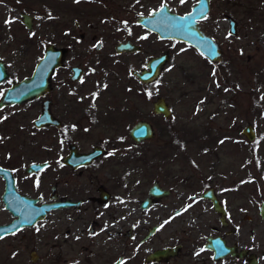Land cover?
<instances>
[{"label": "rangeland", "instance_id": "obj_1", "mask_svg": "<svg viewBox=\"0 0 264 264\" xmlns=\"http://www.w3.org/2000/svg\"><path fill=\"white\" fill-rule=\"evenodd\" d=\"M218 3L213 11L221 10L223 15L217 28L212 30L213 27L205 26L208 32H213L221 48V56L214 63L177 44L171 48L170 58L162 64L158 75L148 84L130 80L128 70H85L87 74L80 82L67 79L68 67L55 72L51 88L45 94L52 99V113L66 126L65 131L88 132L69 139L75 140L82 150L98 142L108 143L107 153L97 160L100 166L94 173L102 177L100 182L107 189L113 194L125 195L126 200L116 212L112 210V203L85 200L75 211L79 217L77 222L71 225L70 215L75 212L70 208L50 211L25 231L28 240L0 238V264H112L120 254L123 256L120 264H152L141 262L148 249L176 242L189 243L196 238L194 232L187 231L185 213L172 215V209L182 204L173 201L177 192L198 193L208 185L214 186L231 211V224L237 226L228 239L246 244L251 236L257 255L264 253V220L257 210L259 202H264V0H221ZM34 9H40L37 0L29 6L30 12ZM18 13V9L7 12L0 7V58L8 69L0 88L30 74L45 42L41 23H34L28 30L20 23ZM225 13L236 19L235 34L229 35L227 31ZM62 16L63 23L76 18L69 11H63ZM77 18L82 19V28H86L87 21ZM68 25L64 24L63 29ZM116 29L115 26L90 28L100 37ZM132 31L140 35L139 39L146 46L142 55L150 53L147 40L151 36L141 34L135 27ZM113 40L106 38L102 47L94 50V42L74 45L63 38L62 44L72 47L64 60L84 67L94 60L102 64L97 58L109 53ZM158 48L163 46L159 44ZM128 58L126 56V60ZM112 63L110 58L108 66L114 67ZM95 82L106 84L100 88ZM77 94L80 101L75 98ZM157 96L168 103V117L152 112L151 102ZM8 109L9 117L0 118V163L12 168L19 192L48 199L50 186L56 184L57 177L60 174L67 177L69 173L58 166V157L67 147H59L56 127L32 126L31 119L40 110L39 98L25 100ZM139 116L153 124L155 136L135 144L123 133ZM73 122L77 123L76 128ZM246 123L255 130L251 140L240 133ZM71 124L73 127H68ZM41 160H47L48 166L36 172H24L28 162ZM86 169L72 178L69 175L57 191L72 198L96 195L97 181L89 184L90 171ZM120 175L119 186L112 188L114 179L111 181V178ZM153 180L173 188V197L160 203L163 206L166 200L169 203L168 207L159 209L161 215L157 204L147 210L138 207L139 199ZM1 189L0 180V193ZM95 205H98L97 212ZM244 213H248L250 219L242 218ZM10 218V212L0 200V223ZM162 218H169V224L147 242L138 244L141 232ZM93 219L106 225L105 233L97 230L88 233L87 224ZM201 219L196 218V221L205 234L210 231V224L218 223L208 207L201 213ZM66 226L68 234L64 232ZM128 227L132 228V238L122 235ZM58 232L62 234L57 235ZM30 249L38 254L34 262L28 256ZM185 259V256H176L168 264H182L180 260ZM260 262L264 264V256H260ZM222 264L233 263L224 261Z\"/></svg>", "mask_w": 264, "mask_h": 264}, {"label": "flooded vegetation", "instance_id": "obj_2", "mask_svg": "<svg viewBox=\"0 0 264 264\" xmlns=\"http://www.w3.org/2000/svg\"><path fill=\"white\" fill-rule=\"evenodd\" d=\"M34 1L36 0H0V7L3 6V9L6 10L7 12L15 11L18 9L19 21L22 24V26L28 30L32 28L34 23L36 22L41 23L45 42L43 43V48H42V52L40 55H42L44 51V47L47 43H52L55 45V47H60L63 49L62 56H61V64L54 67L53 72L51 74L50 88H51V78L53 77L55 72L57 70H62L66 67H68L67 79L70 82H80L81 80H83L84 75L87 74L85 70H91L90 72H93V70H128L130 80L136 79L141 84H148L151 81H153L155 77L151 80L143 81L135 74L134 71L150 70V69L153 70V68H150L149 66L154 63H157V62H154L155 59L153 58L157 57L160 54H165L166 55L165 60L160 65H158L159 66L158 70H161L162 64L170 58L171 48L173 49L175 47L174 45H177V44L178 45L181 44V46H179L181 49H192L195 52L194 54L197 55V57L202 58L206 62L214 63L215 61L219 60V59L213 60V61L209 60L202 53H200L193 45L186 43L184 41L175 39V38L160 37L155 31H152L146 27L148 23L153 24L156 21L155 20L156 18H161L162 20L166 21L167 15H169V13L171 12L181 15V14L191 11L192 7L196 5L198 0H184L183 3H181V0H37L38 4L40 5V9L39 11L34 9L33 11L35 12L33 13V11L32 12L29 11V6L31 5V3H34ZM218 1L220 2L221 0H216L217 3ZM207 3H208V8L205 12L207 14V19H201L197 15L196 25L203 33L208 34L216 41L213 35V32H208L205 29V26L207 24L209 28H212V27L217 28L218 20L222 17L223 13L221 10L215 9L213 11V9L215 8V3L212 0H208ZM82 4L84 6H81ZM162 6H164L163 11H161ZM159 8H160L161 14L158 15V12H157L158 16L153 15L152 12L158 10ZM63 11L71 12V14L75 16L76 18L82 17L83 19L87 21V27L82 28L83 24L80 23L82 22V19H79V18L77 19L73 18L71 21L67 20L65 23H63L65 20L63 19V16H62ZM23 14H26L25 20L26 21L28 20V22H26L25 20H22ZM224 15L226 19V15L228 14L225 13ZM147 17H150V18L148 19ZM6 18L10 20L12 19V18H8V16ZM6 18H4V20ZM226 22H227V19H226ZM28 23L29 25H27ZM64 24H69L65 30L63 29ZM94 26H99L101 28L107 27V26H115L118 29H116L115 31L109 30L107 31L106 35L104 36L101 35L102 37H100L99 33L93 32L92 30H90V28H93ZM132 27L138 28L141 34L145 33L151 36L150 39L147 40V48L150 50V53H147L144 56L142 55L143 49L146 46L143 45L142 43L143 41L139 39L140 35L135 34L132 31ZM236 27H237V23H236ZM215 28L212 30H215ZM89 32H91V34H89ZM117 32H121V33L118 34ZM63 38H64V41H66V43H73L74 45L79 44V43L94 42L93 44L94 50L100 49L102 47V43L105 42L106 38L114 39V40L111 42V46H110L111 49L109 50V53L101 55L99 58H97L98 60L102 62V64H99L94 60L88 65V67H84L77 63H74L73 61H70V62L68 61V63L65 62L64 60L65 56L67 52H69L70 49H72V47H71V44L63 45L62 44ZM154 42H157V43L154 44ZM159 44L163 46L162 49L158 48ZM126 56H129L128 60H126ZM220 56H221V53H220ZM110 58H112L113 60L112 65H114V67L108 66ZM0 61H2L4 68L7 71L8 69H7V66L4 60L0 58ZM105 84L95 82V85L99 86L100 88H103ZM8 85H4L3 87L0 88V96L2 95L3 91ZM48 90L44 92L42 95L33 97V98L40 99V110L33 118H35L41 111L43 101L47 100L46 102L47 109L50 112V114L58 120V124L57 125L44 124L40 127H36L35 125L32 124L33 118L31 119V124L34 128L53 126L59 129L57 132V138H58L57 143L59 144L60 148H62L63 145H66L67 149L64 154L58 157L60 160V163L58 164V166L60 169L65 168L64 170L69 172L67 174V177H63L64 174L62 175L60 174V176H58L56 179V184L54 185L52 184L50 186V194L48 195V199L43 200L40 196H31L26 193L19 192L16 188L15 177H14L12 168L9 166L3 165L1 163H0V167L5 168L6 170L9 171L10 175L13 178L15 190L19 194L26 195L30 198L35 199L34 201L35 205H39L40 203H43V202L47 203V202L64 201V200H69L70 202L77 201V203L76 204L70 203L64 206L59 205L57 207H51L47 209L45 213L40 218L36 219L34 222L30 224L19 225L7 233L0 234V237H8V239H11L12 241H15L17 239L18 240L20 239L28 240V236H27L28 234H26L25 231L29 230L28 229L30 228L29 226H32L33 224L45 218V216L52 210L59 211L61 209L70 208L72 211L75 212V211H78L80 207H82L85 200L87 201L91 200V202H98L100 204L112 203V210L116 212L118 211V209L122 208V204L126 200L125 195L121 193L113 194L110 188L107 189L106 188L107 186L105 184H102V182H100L102 177L94 173V171H96L97 168L100 166V162H97V160L101 156L107 153L106 148L108 146V143L98 142L96 144L91 145L90 148L82 150V148L80 147L78 143H74L76 142L75 140H69L70 138H73L74 136L87 135L88 132L87 131H72V130L65 131L64 130L66 126L64 124H61V120L58 117H56L51 111L50 107L52 104V99L45 95L48 92ZM75 98L78 101L81 100V97H79V95L76 96ZM17 103H20V102H7L1 105L0 106V118L2 119L8 118L9 111H10V109L8 108L12 107L14 104H17ZM151 105H152V102H151ZM151 110H152V106H151ZM106 112L109 113V110H107ZM153 113L162 115V113H159V112H153ZM165 117H168V116H165ZM139 119L147 120L143 118L142 116H139L138 119L136 118V120H139ZM72 124L75 125V128L77 127L76 122H73ZM72 124L69 125L68 127L72 128L73 127ZM150 124L153 127L152 137L143 138L138 141L134 140L129 134V128L131 126L127 129L126 133L125 132L123 133V135L127 134L129 139H131L135 144L142 142V141H148L155 136V128L151 122ZM70 146H72L77 153H86V152L92 151L94 147L99 148V149L96 150L95 154H93L90 157V159H88L86 162H79L73 165V164L66 163L63 161V158L69 153ZM43 161H45L46 163L40 168H37L35 170H29V171L26 170V167L28 166L30 162H43ZM30 162H28L26 166L24 167L25 173L36 172L38 170H41L47 167L49 164L47 160L30 161ZM84 169L90 171V173L87 174V181L89 182V184L92 181H97V184L94 187L97 193L96 195L87 196L86 198L84 197L72 198L68 195L61 194L59 193V191H57L59 185H62L61 183L67 182L66 179L68 178L69 175H71L70 177L72 178L73 176L80 174L81 171ZM121 177L122 175H120L119 178H117V176H114L111 178V181H113L114 179V184H111L112 188H113V185L119 186L118 182L121 179ZM0 180L2 181V189L0 193V200L2 202V192L4 191L5 178L2 176L1 173H0ZM153 183H156L158 186H160L159 189L166 190V193H163L161 195H150L148 191H149L150 186ZM208 189H210L209 193L212 194L218 200V203L222 207V210H223L222 215L220 214V211L214 208L210 197L201 196V193ZM172 192H173V188H171L170 186L169 187L162 186L157 180H153L147 187L145 195L139 199L138 207L140 210H147L150 208V206L157 204L158 214L161 215V213L159 212V209L163 210V207L165 206L168 207L169 203L167 202V200L164 206L160 205V203L163 199H168L170 197H173ZM145 198H149L150 200L148 201V205L145 208H143L141 206V203H142V200H144ZM173 201H181L182 204L172 209L171 211L172 215L176 216L178 215V213L179 214L185 213L186 218H187L186 223L188 226V229L187 228L186 229L187 231L190 232L189 234L194 232L196 234V238L194 241H191L189 243L185 241H184L185 243L176 242L172 244H165L160 247L150 248L141 257L142 263L168 264L170 261L172 262L173 258H175L176 256H185L186 258L185 260H180L182 264H222L224 261H228L229 263L232 262L233 264H250L251 260L249 261L250 259L249 255L253 253L254 256L256 257L255 264H261L260 256H264V253H262L260 256L257 255L254 249V243L251 240V236L246 244L239 242L237 240L233 241V240L228 239L227 236L236 232L237 226L231 224V217H230L231 211L227 208L226 205L223 204L221 197L218 196L214 186L208 185L204 189L199 191L198 193L183 194L182 192H177V197ZM261 202L263 201H260L259 204ZM259 204H258L257 210H258V213L261 219L264 220L259 212ZM206 207H208L216 215L218 225L216 223L210 224L209 226L210 231L205 234L202 231L203 227L199 226L200 223L196 221V218L202 221L201 213L205 212ZM94 210L96 212L98 211V205L94 206ZM67 214H70L69 211L67 212ZM74 214L70 215V218H71L70 225L73 223H76L79 218L76 212ZM13 218H15V216L11 214V218L7 222H10ZM242 218L250 219V215L248 213H244L242 215ZM168 219L169 218L167 219L162 218L161 221L159 222L156 221L153 224L147 226L145 231L141 232V235L138 237L137 239L138 244L147 242L150 238H152L157 233V231L162 229L165 225L169 224ZM58 220L60 221L59 224H61L63 221L61 216L58 217ZM152 226H154V229L151 232H149ZM220 226H222V229L219 228ZM86 228L89 234L93 233L95 230H97L98 233H105L106 225L104 223H100L96 219H93L92 223L87 224ZM64 229H65L64 232L68 234L69 227L66 226ZM61 234H62L61 232L57 233V235H61ZM122 235L124 237L132 238V235H133L132 228L128 227L125 230H123ZM216 238L223 240L225 245L234 246L235 253H232L231 251H227L222 255L215 256L213 244H214V241L217 240ZM172 245H177L176 251L173 254L162 256L159 259L147 258V256L153 250L163 248L166 246H172ZM242 249H244V252L241 255H239L238 252ZM32 252L34 253L33 257L31 254ZM28 256H29L30 261H33V262L36 261L38 258V254L36 253L34 249L29 250ZM122 257L123 256L120 254L113 261L112 264H114L115 261H118L117 264H120Z\"/></svg>", "mask_w": 264, "mask_h": 264}, {"label": "water", "instance_id": "obj_3", "mask_svg": "<svg viewBox=\"0 0 264 264\" xmlns=\"http://www.w3.org/2000/svg\"><path fill=\"white\" fill-rule=\"evenodd\" d=\"M208 0H198L196 5L192 7L191 11L184 14H176L169 13L167 15L166 21L161 18H156L153 24H147V28L155 31L160 37H168L175 38L186 43L193 45L200 53H202L209 60H218L220 58L221 49L216 43V41L209 36L208 34L203 33L198 26L192 24L188 27L187 30L182 28H177L179 22L177 20L178 17L188 16V14H192L195 18L201 16V7H203V11L206 12L208 8ZM161 14L160 8L156 11H153V15ZM26 14H23L22 20H25ZM148 19L150 17H147ZM227 19V31L228 33L235 34L236 32V20L230 16L226 15ZM26 21V20H25ZM28 22V20L26 21ZM143 22V21H142ZM29 25V23L27 24ZM125 44V43H124ZM209 48L214 49V54H210ZM63 49L60 47H55L52 43H47L44 47V51L42 55H40L36 62L33 65V68L28 76H24L18 80H13L11 83L5 88L2 95L0 96V106L7 102H21L24 100H28L33 97H37L42 95L50 88V77L53 72L54 67L61 64V56ZM166 58L165 54H160L155 59L154 63L150 66L153 70H140L134 71L135 74L142 79L143 81H148L153 79L158 75V68ZM150 60V59H149ZM74 71V70H73ZM8 72L5 70L2 61H0V81L7 76ZM47 100L43 101L42 109L39 114L32 119V124L36 127H40L44 124H58V120L50 114L46 105ZM152 111L162 113L163 116H169L170 110L168 104L163 99V97H156L152 101ZM240 133L245 136L248 140H251L255 136V130L250 123L244 124ZM130 136L138 141L143 138H149L153 135V127L149 121L144 119L136 120L131 127L129 128ZM99 148H95L92 151L86 153H77L72 146L69 147V153L63 158V161L70 164H76L79 162H86L90 157L95 154V151ZM46 162H30L26 167V170H35L43 166ZM0 173L5 178L4 191L2 192V202L6 209H8L15 218H13L10 222L0 223V234H4L14 229L15 227L22 224H30L34 222L36 219L40 218L47 209L51 207H57L59 205L64 206L70 203L76 204V202H70L69 200L64 201H53L47 203H40L39 205H35V199L30 198L26 195L19 194L14 187L13 178L10 175L9 171L5 168L0 167ZM156 183H153L148 193L150 195H161L166 193V190L159 189ZM210 189L205 190L201 193V196H208L211 198L213 206L215 209L220 211L222 215L223 210L218 200L209 193ZM149 198H145L142 200L141 206L145 208L148 205ZM259 212L264 219V203L261 202L259 204ZM154 229L152 226L149 230L151 232ZM217 239V238H216ZM177 245L166 246L163 248L153 250L147 258L150 259H159L162 256H167L169 254H173L176 251ZM213 249L215 256L222 255L227 251L234 252V246L225 245L223 240L217 239L214 241ZM244 252V249L238 252L241 255ZM32 257L34 253L32 252ZM250 264H255L256 257L253 253L249 255ZM118 261H115L114 264H117Z\"/></svg>", "mask_w": 264, "mask_h": 264}, {"label": "snow or ice", "instance_id": "obj_4", "mask_svg": "<svg viewBox=\"0 0 264 264\" xmlns=\"http://www.w3.org/2000/svg\"><path fill=\"white\" fill-rule=\"evenodd\" d=\"M183 2H184V0H181V3H183ZM163 7L164 6H162L161 11H163ZM200 11H201L200 18L201 19H207V14L203 11V7H201ZM177 20L179 23L175 26L177 28H182L184 30H187L190 25L195 24L197 22L196 18L192 14H188V16H184V17H178ZM7 22L8 21H6V23ZM229 35H231V33H229ZM209 52H210V54H214V49L209 48ZM109 155H112V153H109ZM178 215H179V213H178ZM0 238H3V237H0Z\"/></svg>", "mask_w": 264, "mask_h": 264}]
</instances>
